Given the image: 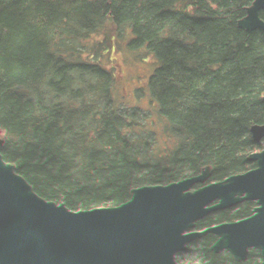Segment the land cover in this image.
Masks as SVG:
<instances>
[{
	"label": "trees",
	"instance_id": "obj_1",
	"mask_svg": "<svg viewBox=\"0 0 264 264\" xmlns=\"http://www.w3.org/2000/svg\"><path fill=\"white\" fill-rule=\"evenodd\" d=\"M219 1L3 3L13 29L11 86L46 187L50 219L52 199L64 207L61 231L54 232L62 264H81L96 255L114 264L116 256L134 250L136 232L144 227L155 249L172 259L186 251L198 252L216 234L212 225L195 217L189 224L190 213L170 222L153 210L152 174H180L187 195L191 185L199 191L207 186L214 167L225 194L247 188L264 198V46L254 37L264 36V0H232L231 14L221 17L211 14ZM61 22L78 29L86 41L92 60L83 61L86 71L92 68L103 78L112 46L134 55L143 75H156L160 87L144 114L123 108L115 79L101 81L92 99L84 100L80 81L68 65L70 49ZM205 58L221 63L218 70L191 74ZM4 81L0 65V90ZM62 113L75 126L73 149L66 145L57 121ZM6 128L0 91V165H6L13 181V142ZM39 130L52 146L56 182L49 180L48 162L41 166L37 161ZM214 132L225 141L237 138L233 160L223 149L212 159L208 140ZM98 171L132 200L122 219L99 201L105 185ZM20 222L16 220V230ZM31 241L34 250L21 262L10 257L11 245L1 244L0 264H50L35 230ZM225 250L227 264H264V217L259 209L244 240L230 238Z\"/></svg>",
	"mask_w": 264,
	"mask_h": 264
},
{
	"label": "rangeland",
	"instance_id": "obj_2",
	"mask_svg": "<svg viewBox=\"0 0 264 264\" xmlns=\"http://www.w3.org/2000/svg\"><path fill=\"white\" fill-rule=\"evenodd\" d=\"M6 9V8H5ZM7 10V9H6ZM8 12V11H7ZM232 12V0H221L215 3L211 8V14L214 16H226ZM66 32L65 38L69 44L70 57L68 58V65L73 72V75L80 81L79 91L85 101H90L94 94V89L101 83V81H110L117 79L120 74L127 70L130 64L136 59L134 55L119 50L118 47H110L109 68L106 75L100 77L92 68L85 70L83 61L90 59L88 53V45L82 38L78 29L74 26L64 22L59 24ZM258 45L264 46V36L254 34ZM212 66V67H211ZM220 65L215 61L205 58L204 61L196 64L190 69L191 74H206L209 69L211 72L218 70ZM182 74V73H181ZM209 150L214 155L218 153L219 149H223L229 161L237 156L238 142L237 138L232 137L228 141L223 140L219 132H214L209 138ZM51 143L49 139L39 130L38 140L34 150L37 153V161L39 165L43 162H48V176L50 181H54V159L51 150ZM99 172V171H98ZM98 175V174H97ZM209 181L207 186L199 191L196 187L190 186L185 195L186 217L190 224L192 220L197 219L201 223L212 225L216 230L211 239L201 246L198 252L186 251L173 259L166 254L157 251L151 242L150 232L147 228L137 230L134 250L125 252L120 256H116L113 260L114 264H205L206 258L219 250L225 249L227 242L231 236L229 224L232 216L240 211L246 209H259L264 217V198L252 190L247 188L241 189L239 192L225 194L221 186L220 178L216 169L211 168L209 174ZM105 185L103 196L99 201L102 202L103 207L108 209L111 214H115L122 219L124 214L129 211L132 200L127 199L120 191H118L110 178L99 172L98 175ZM56 182V181H54ZM100 192V191H99ZM14 187V180H11L9 171L6 165H0V245L8 244L12 246L10 257L18 261H22L27 254L34 250V244L31 241L32 231L34 230V223L32 217L20 210L17 193ZM186 194V186H185ZM90 201H93L91 199ZM51 224L54 232L61 231V214L64 207H60L55 199L51 202ZM189 210V211H187ZM21 218V222L15 227V222ZM18 231V234H15ZM55 234V233H54Z\"/></svg>",
	"mask_w": 264,
	"mask_h": 264
},
{
	"label": "water",
	"instance_id": "obj_3",
	"mask_svg": "<svg viewBox=\"0 0 264 264\" xmlns=\"http://www.w3.org/2000/svg\"><path fill=\"white\" fill-rule=\"evenodd\" d=\"M5 1L0 0V65L5 74L1 94L7 121V135L13 142L9 157L14 175V187L19 208L32 217L34 230L45 248L50 264H62L61 252L50 222L46 187L29 149L25 116L11 86L15 72L10 52L13 29L9 14L3 6ZM115 87L125 110L144 114L148 106L153 103L160 82L155 74L142 75L140 61L134 60L116 79ZM57 121L65 136L66 145L70 149L75 148L77 138L74 124L63 113L57 116ZM185 186L184 178L178 173L152 174L150 176L151 208L166 215L170 222L183 219L186 215ZM256 213V209L240 210L232 216L229 230L234 240L240 242L245 238L246 228L254 220ZM81 264H106V262L102 255H96ZM205 264H227L226 250L212 253L206 258Z\"/></svg>",
	"mask_w": 264,
	"mask_h": 264
},
{
	"label": "bare ground",
	"instance_id": "obj_4",
	"mask_svg": "<svg viewBox=\"0 0 264 264\" xmlns=\"http://www.w3.org/2000/svg\"><path fill=\"white\" fill-rule=\"evenodd\" d=\"M142 67V66H141ZM142 75H143V73H142ZM152 75V74H151ZM144 76H146V75H144ZM148 76H150V75H148ZM5 82V81H4ZM3 82V83H4ZM1 91V90H0ZM25 123H26V120H25ZM26 129H27V124H26ZM6 131H7V128H6ZM27 133H28V130H27ZM8 136V135H7ZM34 159V158H33ZM49 208V207H48ZM246 210H249V209H246ZM27 213V212H26ZM50 222H51V219H50ZM51 226H52V224H51ZM52 229H53V227H52ZM106 262V261H105ZM107 264V263H106Z\"/></svg>",
	"mask_w": 264,
	"mask_h": 264
}]
</instances>
